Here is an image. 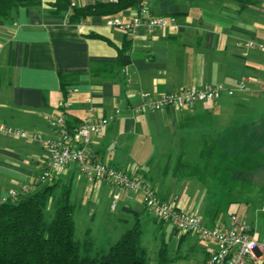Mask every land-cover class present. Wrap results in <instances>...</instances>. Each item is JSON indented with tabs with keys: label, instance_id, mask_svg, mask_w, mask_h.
<instances>
[{
	"label": "crops",
	"instance_id": "1",
	"mask_svg": "<svg viewBox=\"0 0 264 264\" xmlns=\"http://www.w3.org/2000/svg\"><path fill=\"white\" fill-rule=\"evenodd\" d=\"M51 1L19 6L0 25V121L52 137L49 118L63 114L70 125H77L119 110L91 138L89 148L96 158L140 175L160 199L199 215L207 226L237 213L252 237L261 240L264 105L258 86L264 78V50L259 48L264 45V0H140L150 14L169 21L152 34L143 27L129 34L108 24L112 17L130 19L136 6L74 23L68 20L69 11L50 12ZM97 1L102 0H70L72 6ZM127 41L130 58L119 65ZM239 81L246 82L245 89L238 88ZM62 83L73 90L72 106L66 109L58 106L65 99ZM208 84H222L234 94L192 107L142 108L147 98L161 92ZM45 153L33 139L0 134V195L40 188L42 184L34 182L44 168ZM56 182L57 193L68 186L75 200L82 194L79 200L86 201L88 192L85 217L99 218L92 228L80 231L78 240L91 237L93 251L107 249L136 223L145 248L146 227L166 224L180 233L181 258L189 264L205 263L212 245L151 217L138 192L89 182L74 163ZM80 211L75 233L84 220Z\"/></svg>",
	"mask_w": 264,
	"mask_h": 264
},
{
	"label": "built area",
	"instance_id": "2",
	"mask_svg": "<svg viewBox=\"0 0 264 264\" xmlns=\"http://www.w3.org/2000/svg\"><path fill=\"white\" fill-rule=\"evenodd\" d=\"M116 2L117 0H108ZM162 15H152L147 7L141 4L130 19L112 17L109 25H116L132 34L138 27H143L148 34L168 24ZM175 26V25H174ZM252 45V42H248ZM264 50V45H259ZM239 89L246 88L245 81H239ZM259 91L264 93V78L259 83ZM65 99L58 104L60 108L72 106L70 98L72 87H65ZM232 96L234 90L222 84L190 86L170 92H161L147 98L143 109L161 110L166 108L192 107L199 102L214 101L222 95ZM119 113L115 110L111 117H87L77 125H70L63 114L49 118L48 125L54 136L42 137L32 130L19 129L0 121V134L14 138L33 139L45 149L44 168L37 175L35 184L56 181L72 163L76 164L79 173L89 182L100 181L116 187L119 191L138 192L144 208L156 218L164 221L183 233H192L199 240L212 245L204 264H258L264 263V237L256 240L249 227L237 213H230L226 221L207 226L199 215L179 210L172 202L160 199L142 177L128 170L109 166L90 151L89 145L93 135H98ZM24 187L22 191H29ZM18 193L9 190L0 195V204L16 198ZM119 192L113 195L112 207L117 201Z\"/></svg>",
	"mask_w": 264,
	"mask_h": 264
},
{
	"label": "trees",
	"instance_id": "3",
	"mask_svg": "<svg viewBox=\"0 0 264 264\" xmlns=\"http://www.w3.org/2000/svg\"><path fill=\"white\" fill-rule=\"evenodd\" d=\"M140 0L97 1L92 5L72 6L70 0L48 2L50 12L69 11L68 20L78 22L92 15H115L131 6L138 9ZM41 0H0V25L19 7H31ZM129 43L124 44L117 64L129 61ZM65 95V84L62 83ZM41 184V183H38ZM56 181L40 188L20 191L13 200L0 204V264H148L146 249L141 245V230L136 223L105 250L93 251L91 237H75L70 189L56 192ZM53 208L49 219L46 208ZM160 262L167 260L159 250Z\"/></svg>",
	"mask_w": 264,
	"mask_h": 264
},
{
	"label": "rangeland",
	"instance_id": "4",
	"mask_svg": "<svg viewBox=\"0 0 264 264\" xmlns=\"http://www.w3.org/2000/svg\"><path fill=\"white\" fill-rule=\"evenodd\" d=\"M259 102L260 104L264 105V93H262V96H261V99H259ZM232 185L235 186V185H238V183L236 181H233ZM84 193L87 196L86 201L85 199H83V201L79 200V199H82V194H80L78 199L75 200L73 198V193L72 192L69 193L70 203L73 207L74 221L75 219L78 218L77 213L79 212V210H82L80 212L84 213V220L81 222V225L82 224L83 225L81 226L78 224V228H77L78 230L75 233L76 238L80 240L82 239V235L79 234L80 231L82 232L86 226H90L92 228L94 224L93 222L98 220L99 218V215L94 216V218L91 220L85 217V210L83 208V205L89 199V194L87 191H85ZM81 204L82 206L80 207ZM52 211H53V208L51 207V205H48L46 208V212H45L47 219H49V215L52 214ZM223 211L226 212L225 209ZM106 212L111 214L110 210H107ZM150 216L152 217L153 214H150ZM89 222H92V223L89 224ZM111 222H113V219H111ZM179 234L180 233L178 232H172L166 224H163L162 227H158L157 225H154V224L146 227V230L144 231V234H143L142 243L146 248L148 264H169L170 261L173 262L172 264H189V260H186V259L184 260L180 256L181 250H178L179 248H178V243H177ZM190 237L195 239L194 235H191ZM161 248L165 250V255L167 257V261L163 263L160 262V258H159V250Z\"/></svg>",
	"mask_w": 264,
	"mask_h": 264
}]
</instances>
